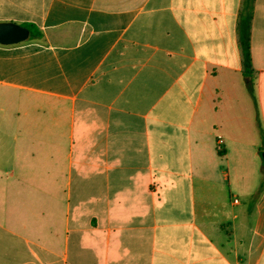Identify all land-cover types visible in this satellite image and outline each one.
Returning a JSON list of instances; mask_svg holds the SVG:
<instances>
[{
  "label": "crops",
  "instance_id": "obj_1",
  "mask_svg": "<svg viewBox=\"0 0 264 264\" xmlns=\"http://www.w3.org/2000/svg\"><path fill=\"white\" fill-rule=\"evenodd\" d=\"M242 1L0 0L42 32L0 44V264H264V0L250 78Z\"/></svg>",
  "mask_w": 264,
  "mask_h": 264
},
{
  "label": "trees",
  "instance_id": "obj_2",
  "mask_svg": "<svg viewBox=\"0 0 264 264\" xmlns=\"http://www.w3.org/2000/svg\"><path fill=\"white\" fill-rule=\"evenodd\" d=\"M253 0H243L241 10L237 21V36L241 52L242 74L250 78L252 76L251 56H250V25L252 18ZM29 30L28 40L40 39L42 37L41 30L32 23H22ZM248 91L251 94V84H248ZM218 153L223 152L218 148Z\"/></svg>",
  "mask_w": 264,
  "mask_h": 264
},
{
  "label": "water",
  "instance_id": "obj_3",
  "mask_svg": "<svg viewBox=\"0 0 264 264\" xmlns=\"http://www.w3.org/2000/svg\"><path fill=\"white\" fill-rule=\"evenodd\" d=\"M28 37L27 27L11 21H0V44H16L27 40ZM260 160L264 168V151L260 152Z\"/></svg>",
  "mask_w": 264,
  "mask_h": 264
},
{
  "label": "built area",
  "instance_id": "obj_4",
  "mask_svg": "<svg viewBox=\"0 0 264 264\" xmlns=\"http://www.w3.org/2000/svg\"><path fill=\"white\" fill-rule=\"evenodd\" d=\"M237 200L236 199H234V202H236Z\"/></svg>",
  "mask_w": 264,
  "mask_h": 264
}]
</instances>
